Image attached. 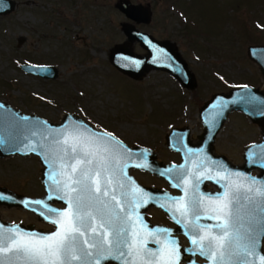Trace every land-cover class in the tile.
Masks as SVG:
<instances>
[{"label": "rangeland", "instance_id": "1", "mask_svg": "<svg viewBox=\"0 0 264 264\" xmlns=\"http://www.w3.org/2000/svg\"><path fill=\"white\" fill-rule=\"evenodd\" d=\"M13 1L16 9L0 16V101L53 123L68 113L77 115L131 147L152 149L158 162L179 161L180 155L166 145L173 127H188L192 143L200 142L204 126L199 111L213 94L242 85L264 90L260 69L247 55L250 45H264V0ZM126 1L149 7L151 23L137 25L127 18L117 8ZM127 24L174 43L194 73L196 87L185 89L165 71L152 70L141 80L118 71L110 55L127 43ZM130 46L135 54H147L137 41ZM25 64L54 66L58 76L27 74ZM259 140L258 125L234 112L216 137L214 154L242 165L244 149ZM42 169L35 155L0 158V187L42 197ZM130 173L143 185L158 183L148 171ZM0 216L53 230L26 209L2 205Z\"/></svg>", "mask_w": 264, "mask_h": 264}, {"label": "snow or ice", "instance_id": "2", "mask_svg": "<svg viewBox=\"0 0 264 264\" xmlns=\"http://www.w3.org/2000/svg\"><path fill=\"white\" fill-rule=\"evenodd\" d=\"M4 7L6 3L0 0V10ZM259 147L260 167L264 168V146ZM39 148V154L52 169L49 179L55 198L64 200L68 209L47 208L55 218L45 216V219L57 226V231L51 234L25 233L0 225V264H16L17 261L22 264H101L104 260H116L120 264H178L177 241L156 239V233L170 235L167 230L147 231L143 223L140 229L135 227L132 220L135 210L141 206V201L147 204L148 200L143 199L146 194L142 189L135 188L136 195L129 201L125 183L121 182L127 165L120 167L117 159L120 152L128 150L113 134H96L77 125L71 130L61 129L53 136L52 143L47 147L41 143ZM249 183L261 187L245 189L239 184L223 185L226 191L216 197L219 203L212 210L214 215L206 217L217 223L198 226L204 234L191 240L193 255L198 251L212 264H254L249 261L250 256L264 264V255L257 253L259 236L264 234V181L249 178ZM242 191L255 193L245 197L251 205L246 222L241 221L236 208ZM117 192L124 197L123 201L118 199ZM29 203L46 207L42 201L25 202V206ZM178 211L182 217L191 213L199 220L200 201H189ZM135 219L140 221L141 217L136 215ZM213 228L217 230L215 234ZM141 229L158 245L157 249L147 247L149 241L141 235ZM90 249H94L95 254Z\"/></svg>", "mask_w": 264, "mask_h": 264}, {"label": "water", "instance_id": "3", "mask_svg": "<svg viewBox=\"0 0 264 264\" xmlns=\"http://www.w3.org/2000/svg\"><path fill=\"white\" fill-rule=\"evenodd\" d=\"M7 7L0 10V16H7L16 9V2L13 0H4ZM117 8L126 15L127 18L136 24L148 25L152 20V11L149 7L142 4H133L129 1L120 2ZM123 32L127 36V43L118 45L111 50L110 60L114 67L133 80H141L152 70L165 71L173 75L185 89H193L197 85L194 73L190 70L188 63L181 56L174 43L168 40H158L152 35L142 32L133 24H127L123 27ZM139 42L141 47L146 50L147 54L142 56L135 54L131 48V44ZM23 41H20L22 44ZM249 59L258 65L261 77L264 79V45H250L247 48ZM23 71L28 74L42 77L44 79H56L58 71L54 66L31 65L22 66ZM255 97V99H252ZM0 158L6 159L15 155L28 157L31 154L39 156L40 163L43 166L41 181L45 189L42 197H30L18 194L6 187H0V206L18 207L26 209L37 215L39 221L49 222V219L55 218L47 212V208L51 207L57 211H66L68 204L64 200L56 199V193L52 191L49 173L52 171L48 164L41 157L39 145L45 144L46 147L52 143L53 136L58 134L61 129L71 130L79 125L82 129L87 128L96 134L110 133L92 128L82 118L74 114H66L59 123L50 122L34 114H24L20 110L12 107L5 101H0ZM234 112H241L249 118V120L258 125L261 130L262 139L245 148L242 165H235L228 161L225 156L214 155V143L216 137L224 127L229 116ZM200 118L204 126V132L199 137L202 142L193 145L190 142V130L188 127L173 128L166 135L167 146L177 151L182 156L180 164H164L157 161V154L150 148L136 146L129 148L123 141L116 137L118 141L127 149V153L120 152L117 156L119 166L124 168L126 176L122 181L125 183V189L128 193V199L131 201L136 195L132 190L135 188L142 189L146 194L143 199L148 200L147 204L141 201V206L135 210L136 215H140L143 219L142 210L151 207L154 200L159 198L156 191L158 189L151 188L140 184L135 180L130 171L139 169L148 171L156 176H164L170 182L178 184V189H182L188 202L192 200L200 201V215H205V221L209 223H217L214 219L206 217L214 215L213 208L219 203L216 197L221 196L225 191L223 185H243L245 189L248 187L260 188L261 185H250L249 178L264 181V168L260 167L259 146H264V90L261 87L237 86L228 92L215 93L205 102L199 111ZM27 118V119H23ZM112 134V133H111ZM53 147L55 145L53 144ZM35 148V151L31 149ZM251 154V156H250ZM71 163V161H69ZM143 165V166H140ZM56 168L59 165H55ZM258 170L257 175H253V171ZM206 182H211L217 188V191L209 192L206 190ZM175 186V185H174ZM255 193L241 192V199L237 202L236 208L242 222H246L251 205L245 198ZM52 197L49 199L48 197ZM118 199L123 201L124 197L117 192ZM42 201L46 205L41 208L39 205L29 203L25 206V202ZM56 203L65 205V208H57ZM43 213V215L41 214ZM49 216V219H45ZM190 217H193L189 213ZM190 221L193 219L190 218ZM0 225L4 229H20L25 233L51 234L57 231V226L52 231L37 229L35 225H24L20 223H11L3 221L0 216ZM140 221H136V228L139 229ZM190 230L192 227L189 226ZM217 231V230H216ZM87 237H85L86 239ZM88 248V245H84ZM194 246L192 245V248ZM95 254L94 249H90ZM198 252V251H197ZM258 255H264V234L259 236V246L257 248ZM249 261L259 264L256 257H249ZM208 260V259H207ZM119 264L116 260H104L101 264ZM16 264H22L17 261ZM79 264V262H74ZM212 261L208 260V263Z\"/></svg>", "mask_w": 264, "mask_h": 264}, {"label": "flooded vegetation", "instance_id": "4", "mask_svg": "<svg viewBox=\"0 0 264 264\" xmlns=\"http://www.w3.org/2000/svg\"><path fill=\"white\" fill-rule=\"evenodd\" d=\"M180 128H183V127H180ZM200 136H198V138ZM190 142L192 143L191 140ZM200 142H202L201 139H200ZM199 143H196V144L192 143V144L197 145ZM176 154H179V153L176 152ZM214 155L219 156L216 154ZM181 160H182V157L180 155L178 162L174 161L171 163L179 164L181 163ZM131 176L135 180H137L134 175L131 174ZM154 179H156L158 183H152L146 186L158 189L156 193L159 196V198L154 200V204L151 207L145 210H142V214L144 216L142 219V217L139 215V217H141L139 229H140L141 223H143L144 225L147 226V231H152L154 229L167 230V232L170 233V235H166L163 232L156 233V239H160V240L166 239L169 241L171 240L177 241L178 249H179L178 264H205L207 263V258L204 256H201L199 252H197L195 255L192 254L191 250L193 248H192L191 240L196 239L199 235L204 234L198 226H202V225L212 226V225H215L216 223L206 222L204 214L200 215L199 220L195 219L194 216L190 217L189 215L187 217H182L178 209H182L185 205L188 204V198L185 196L184 191L182 189L176 188V186H174L176 184H174V182H170L167 179V177L154 176ZM160 183H163V185H160ZM206 190L209 192H214V191H217V188L211 182H206ZM132 192L134 191L132 190ZM177 200H179L181 203L179 204L176 203ZM161 204L163 205V207L160 206ZM135 217H136V212L132 217V220L135 222V227H136ZM190 218L193 219V221H190ZM177 220H180L181 223H177ZM184 225H187V227H185ZM189 226L192 227V230H190ZM212 232L213 234H215L216 229L213 228ZM141 235L144 236L145 239H148L149 241L147 244L148 248L153 249V250L158 248V245H156L155 243H152L151 238L147 237L145 230L141 229ZM110 264H114V263H110Z\"/></svg>", "mask_w": 264, "mask_h": 264}]
</instances>
